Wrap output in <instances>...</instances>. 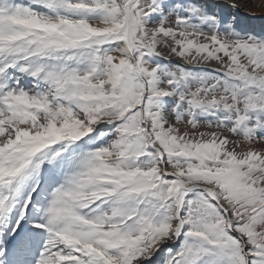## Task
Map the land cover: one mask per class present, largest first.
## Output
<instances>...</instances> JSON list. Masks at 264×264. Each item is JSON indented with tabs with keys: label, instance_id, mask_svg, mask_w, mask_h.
I'll list each match as a JSON object with an SVG mask.
<instances>
[{
	"label": "snow or ice",
	"instance_id": "obj_1",
	"mask_svg": "<svg viewBox=\"0 0 264 264\" xmlns=\"http://www.w3.org/2000/svg\"><path fill=\"white\" fill-rule=\"evenodd\" d=\"M249 18L264 0H0V264H264Z\"/></svg>",
	"mask_w": 264,
	"mask_h": 264
},
{
	"label": "bare ground",
	"instance_id": "obj_2",
	"mask_svg": "<svg viewBox=\"0 0 264 264\" xmlns=\"http://www.w3.org/2000/svg\"><path fill=\"white\" fill-rule=\"evenodd\" d=\"M254 10L259 11L258 8H255ZM247 23L258 28V27L264 25V18H249L247 20Z\"/></svg>",
	"mask_w": 264,
	"mask_h": 264
}]
</instances>
